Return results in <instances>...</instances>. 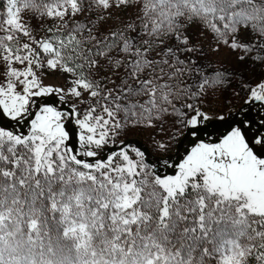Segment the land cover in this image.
Wrapping results in <instances>:
<instances>
[{"label": "snow or ice", "instance_id": "1", "mask_svg": "<svg viewBox=\"0 0 264 264\" xmlns=\"http://www.w3.org/2000/svg\"><path fill=\"white\" fill-rule=\"evenodd\" d=\"M256 108L264 0H0V264H264Z\"/></svg>", "mask_w": 264, "mask_h": 264}, {"label": "rangeland", "instance_id": "2", "mask_svg": "<svg viewBox=\"0 0 264 264\" xmlns=\"http://www.w3.org/2000/svg\"><path fill=\"white\" fill-rule=\"evenodd\" d=\"M48 82L59 83V81L55 79L49 80ZM38 100H40V98ZM241 103L242 102H233L229 107L224 108L218 102H213L210 108L205 109V111H207L208 114L213 117V119L209 122H205L203 128H209V127L212 128L215 132L214 137H219L220 133L223 130H225L227 121L231 119L237 111H239ZM245 111H247V109ZM257 112H259V108L249 111L248 115L253 117L254 119H258L259 116L256 115ZM219 115H224L225 120L220 121L216 119V117ZM202 131L204 130L202 129ZM248 135L252 136L250 132L248 133ZM190 136L191 135L185 134L183 136L178 137L170 144L169 151L163 153L155 147V144L153 140L150 139L148 133H140V134L132 135L129 137V140L134 142L135 146H137V141H140L143 144V146L146 147L148 150V154L146 156L154 160L157 165H161L163 163V160L167 159L168 157H171V161L174 162L177 156L176 154L182 152L183 148L187 146V141L189 140L188 138H190ZM206 140H210V139L206 138Z\"/></svg>", "mask_w": 264, "mask_h": 264}, {"label": "water", "instance_id": "3", "mask_svg": "<svg viewBox=\"0 0 264 264\" xmlns=\"http://www.w3.org/2000/svg\"><path fill=\"white\" fill-rule=\"evenodd\" d=\"M40 100H41V103H42V104H43L44 102H48V103H52V104H55V105H57V106H60L58 100H57L55 97L40 98ZM38 103H40V102L38 101ZM239 115H240V112L237 111V112L234 114V116H233L231 119H229V120L227 121L226 128H225V130H223V131L220 133V136H221L223 133L227 132V131L229 130L230 126H235L236 121L242 119V118H239ZM71 127H72V129L75 128V126H73V125H72ZM252 130H253V128H252L250 131H252ZM260 131L262 132V131H264V129H261ZM256 132H257V131L254 132V135L256 134ZM71 134H72L73 138H75V131H73ZM214 134H215L214 130H213L212 128L209 127V128H206V131H201V133H200V138H201V139H204V140H206V138H209L210 140H215V139H217L218 137H214ZM220 136H219V137H220ZM188 139H189V140L187 141V146L183 148V151H182V152H179L178 154H176L177 156H176L174 162H178V161H180V160L182 159V157L186 154V152H187V151L190 149V147L192 146V143H191V142L193 141L194 138H193L192 136H190V138H188ZM137 146L140 147L141 150L146 151V155L148 154V150H147V148L144 147L143 144H142L140 141H137ZM147 158L149 159L150 162L155 163V161L152 160L151 158H149V157H147ZM164 171H166V170L164 169ZM169 171H171V170L168 169L167 172H169Z\"/></svg>", "mask_w": 264, "mask_h": 264}, {"label": "flooded vegetation", "instance_id": "4", "mask_svg": "<svg viewBox=\"0 0 264 264\" xmlns=\"http://www.w3.org/2000/svg\"><path fill=\"white\" fill-rule=\"evenodd\" d=\"M38 101L41 102V100H38ZM259 112H260V115H264V113L261 112L260 109H259ZM239 118H243V113H240ZM258 119H259V117H258ZM257 128H258V125H257L256 127H253V130H252V131H249V132L251 133L252 136L254 135V132L257 131ZM262 132H264V131H262ZM214 135H215V134H214ZM155 164H156V163H155ZM166 170H167V169H166ZM166 172H167V171H166Z\"/></svg>", "mask_w": 264, "mask_h": 264}]
</instances>
